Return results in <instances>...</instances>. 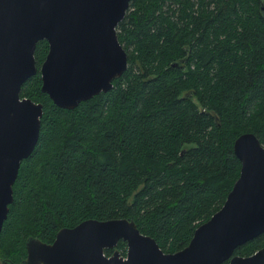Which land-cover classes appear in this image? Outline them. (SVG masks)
<instances>
[{
  "label": "trees",
  "instance_id": "16d2710c",
  "mask_svg": "<svg viewBox=\"0 0 264 264\" xmlns=\"http://www.w3.org/2000/svg\"><path fill=\"white\" fill-rule=\"evenodd\" d=\"M261 3L129 0L115 25L125 69L70 109L39 88L47 43L37 40L19 96L42 104L38 136L11 185L0 261L17 264L27 237L50 243L89 218L129 219L161 251L182 249L238 174L234 137L250 131L264 145ZM263 246L261 233L233 254Z\"/></svg>",
  "mask_w": 264,
  "mask_h": 264
},
{
  "label": "water",
  "instance_id": "95a60500",
  "mask_svg": "<svg viewBox=\"0 0 264 264\" xmlns=\"http://www.w3.org/2000/svg\"><path fill=\"white\" fill-rule=\"evenodd\" d=\"M128 2L0 0V229L19 162L38 136L42 104L19 96L20 85L36 70V41L47 43L38 67L40 90L58 107L73 108L108 90L125 69L126 53L115 25ZM260 10L264 16L263 3ZM232 151L239 161L236 178L221 206L194 228L182 249L161 251L132 220L89 218L59 228L50 243L27 237L25 257L17 264H264V246L248 255L233 254L264 233V145L243 131L234 137ZM119 240L125 244L124 256L115 249ZM104 249L113 251L106 256Z\"/></svg>",
  "mask_w": 264,
  "mask_h": 264
},
{
  "label": "flooded vegetation",
  "instance_id": "af4514ba",
  "mask_svg": "<svg viewBox=\"0 0 264 264\" xmlns=\"http://www.w3.org/2000/svg\"><path fill=\"white\" fill-rule=\"evenodd\" d=\"M117 242H118V241H117ZM117 242H116V243H117ZM113 249H114V248H113ZM113 249H109V250H111V253H112ZM115 249H116V244H115ZM103 251H104V250H103ZM111 253H110V254H111ZM110 254H109V255H110ZM104 255H105V254H104ZM119 255H121V254L119 253ZM106 256H108V255H106ZM121 256H124V254L121 255ZM0 263H1V264H4L2 261H0ZM14 264H15V263H14Z\"/></svg>",
  "mask_w": 264,
  "mask_h": 264
},
{
  "label": "rangeland",
  "instance_id": "374dc122",
  "mask_svg": "<svg viewBox=\"0 0 264 264\" xmlns=\"http://www.w3.org/2000/svg\"><path fill=\"white\" fill-rule=\"evenodd\" d=\"M1 264V263H0Z\"/></svg>",
  "mask_w": 264,
  "mask_h": 264
}]
</instances>
